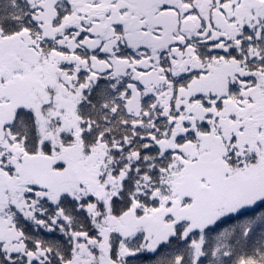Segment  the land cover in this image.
Instances as JSON below:
<instances>
[{
	"label": "snow or ice",
	"instance_id": "6c2138e0",
	"mask_svg": "<svg viewBox=\"0 0 264 264\" xmlns=\"http://www.w3.org/2000/svg\"><path fill=\"white\" fill-rule=\"evenodd\" d=\"M0 264H264V0H0Z\"/></svg>",
	"mask_w": 264,
	"mask_h": 264
}]
</instances>
